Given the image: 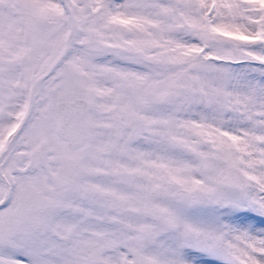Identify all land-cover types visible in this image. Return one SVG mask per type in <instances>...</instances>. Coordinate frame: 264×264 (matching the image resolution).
Segmentation results:
<instances>
[{
	"label": "snow or ice",
	"instance_id": "6c2138e0",
	"mask_svg": "<svg viewBox=\"0 0 264 264\" xmlns=\"http://www.w3.org/2000/svg\"><path fill=\"white\" fill-rule=\"evenodd\" d=\"M0 264H264V0H0Z\"/></svg>",
	"mask_w": 264,
	"mask_h": 264
}]
</instances>
